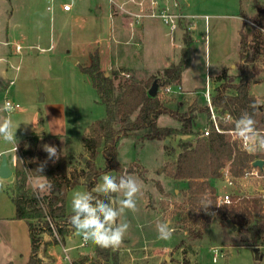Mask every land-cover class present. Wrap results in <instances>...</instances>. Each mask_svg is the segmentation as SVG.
I'll use <instances>...</instances> for the list:
<instances>
[{"label":"rangeland","instance_id":"obj_1","mask_svg":"<svg viewBox=\"0 0 264 264\" xmlns=\"http://www.w3.org/2000/svg\"><path fill=\"white\" fill-rule=\"evenodd\" d=\"M64 2L71 0H56L54 10L49 12L44 0H0V106L6 100L19 106L11 113L14 128L19 126L17 142L34 131L31 124L38 108L41 110L46 105H55L56 109L61 107L68 138L60 144L75 167H81L86 158L82 135L92 123L106 116L105 107L89 78L80 72L81 66L89 64L91 54L98 52L101 68L107 72L118 63L136 71L135 78L146 79L152 75H149L151 71L178 63L188 32L191 43L180 91L178 86L173 88L174 93L164 94L160 88L157 91L167 108L182 113L194 102L205 105L207 80L212 90L215 77L223 70L229 75H237L239 30L243 22L239 18V9L243 8L241 13L248 19L244 22V32L249 37L256 29L253 21L257 9L264 7V0H73L72 11L63 13L59 5ZM111 6L118 12L122 26V30L115 33L114 19L109 17ZM134 7L137 11L141 8L142 12L137 18L131 17L134 25L130 27L123 14L124 10ZM97 10L100 12L96 13ZM172 24H175L174 29ZM11 81L12 85H9ZM249 87L250 93L261 103L264 69L250 80ZM41 96L45 97V102L40 101ZM6 115L0 113V117ZM196 120L194 131L204 127L206 117L197 113ZM157 125L178 128L179 123L161 115ZM132 138L119 140V161L124 169L132 164L133 173L129 175L143 181L144 189L137 197L138 211H126L120 217L119 222L130 225L124 242L116 249L120 264H153L150 254L157 245H162L164 251L155 264H181L183 259L191 264H264V247L259 248L256 260L254 248L245 245L248 230L219 221L216 212L209 211L196 226L195 230L202 232L201 239L188 235L186 228L191 224L186 219L185 184L172 181L166 174V166L174 163L179 151L178 136L170 137L167 145L163 141L139 142ZM66 143L69 148L65 152L63 146ZM13 146L0 139V154L5 156L12 173L13 153L9 150ZM96 164L105 167L102 154L97 157ZM105 174L121 176L115 172ZM102 176L96 187L102 183ZM12 184L13 176L0 179V194L8 196ZM212 184L217 195H234L236 192L222 179L214 180ZM36 185V181H28V187L40 197L47 194L38 193ZM236 186L237 189L241 187L245 195L256 194L255 180L244 181L242 185L237 181ZM77 191H86V188L81 184L68 192L66 209L70 213L71 200ZM117 200V196L112 200L114 207H118ZM161 222H168L174 229L171 239L158 238L157 225ZM47 236L51 245L45 251L44 264H67L60 245L52 236ZM59 238L69 250L71 260L93 258L94 244L87 242L82 247V237L73 229L69 228L66 235H59ZM213 250L218 251L216 262L212 261ZM40 256H43V247Z\"/></svg>","mask_w":264,"mask_h":264},{"label":"trees","instance_id":"obj_2","mask_svg":"<svg viewBox=\"0 0 264 264\" xmlns=\"http://www.w3.org/2000/svg\"><path fill=\"white\" fill-rule=\"evenodd\" d=\"M253 24L256 29L249 37L244 32L245 23L239 30L237 75H229L227 70H223L215 77L211 90L210 98L214 108L221 114H231L234 119V122L223 126L224 129H233L235 121L247 111L257 121V127L264 130V98L260 103L258 98L250 93L249 87L250 80L264 69V62H261L264 57V7L257 9ZM190 42L186 33L185 47L181 50L178 63L146 79H137L130 70L124 68L112 70L106 76L101 70L98 52L90 55L89 64L81 66L80 72L89 78L100 103L105 107L106 116L92 123L81 137L86 154L81 167L72 166L68 155L62 153L60 136L42 137L33 133L18 144L20 157L16 160L14 180L8 196L15 207V219L24 221L28 227L30 256L27 264H40L38 251L43 235L51 236L45 220L46 215L55 223L60 236L64 237L69 228L75 231L69 223V217L73 213L66 209L69 191L82 184L86 191H93L94 195L104 199L94 192L99 177L107 172L120 175L133 173L132 164L124 169L119 161L118 142L128 137H137L139 142L163 141L164 145H167L165 142L170 137H179V151L174 163L166 166V174L172 181L185 184L183 196L188 209L186 219L191 224L186 230L191 238H202V232L195 230L196 226L209 211H216L219 221L248 230L245 245L254 249L264 246L261 198L256 194L232 196L230 204H218L216 188L212 184L214 180L221 179V171L227 165L233 177L241 176L250 168L255 156L242 151L238 143L230 141L225 134L211 131L208 136L202 137L201 130H193L196 123L195 113L208 115L206 105L199 106L194 102L181 113L178 109L167 108L158 92L155 97L148 95L154 81H157L158 89L162 90L180 85L182 72L188 64ZM253 105H256V108H253ZM38 112L41 115L40 111ZM161 115H167L179 122L180 127H159L157 120ZM38 124L43 125L40 116ZM190 137L194 139L191 140ZM47 140L52 141L50 146L57 148L58 158H48L44 150V146L48 145ZM64 148L66 152L69 144L66 143ZM166 148L168 147L165 146ZM100 154L105 159L104 168L96 164ZM41 166L43 176L36 171ZM29 177L43 178L45 183H51V191L40 197L28 187ZM40 203L44 205L45 211ZM93 254L91 259L79 257L74 264H120L116 250L102 249L94 245ZM181 264L191 263L183 259Z\"/></svg>","mask_w":264,"mask_h":264},{"label":"clouds","instance_id":"obj_3","mask_svg":"<svg viewBox=\"0 0 264 264\" xmlns=\"http://www.w3.org/2000/svg\"><path fill=\"white\" fill-rule=\"evenodd\" d=\"M252 107L256 108V105ZM13 111L14 107L8 101L0 106V113L8 114L0 117V139L17 145L16 132L19 126L15 128L13 126L11 119ZM228 119L230 120L231 117ZM233 134L247 153L254 155L264 153V130L257 127V121L247 111L235 121ZM44 150L49 159L59 156L55 146L45 145ZM36 171L42 175L43 167L41 166ZM35 188L38 193H45L51 191L52 184L39 183ZM143 189V181L134 175L125 174L117 178L105 174L102 176V183L94 189V192L102 194L104 199L94 195L93 191L75 192L71 200L73 214L69 217V223L85 243L91 242L102 249L116 250L124 242L130 228L129 223L119 222L120 217L126 211L132 213L138 211L137 197L142 194ZM114 195L118 197V207L113 206ZM173 232L174 229L168 222H161L157 225L159 239L169 240ZM68 251L65 249L66 253Z\"/></svg>","mask_w":264,"mask_h":264},{"label":"crops","instance_id":"obj_4","mask_svg":"<svg viewBox=\"0 0 264 264\" xmlns=\"http://www.w3.org/2000/svg\"><path fill=\"white\" fill-rule=\"evenodd\" d=\"M139 4H141V3H139ZM73 7H74V5H73ZM119 8H121V6H119ZM242 9L243 8L240 7V9H239L240 12H242ZM137 10H138L137 7H134V8L128 9V10H124L125 11L123 14L124 21L126 22V24L128 23V25L130 27H132L134 25L131 17L137 18V16L139 17V13L142 12L141 8L139 9V11H137ZM99 12H100V10L96 11V13H99ZM109 12H110L109 17L114 19L113 23H112V28L114 30V33L117 32L118 30H122V26L120 24L118 12L115 11L113 6H111L109 8ZM239 18L241 20H243L242 24L244 22L248 21L247 17L243 13L239 14ZM242 24H241V26H242ZM130 35L132 37V34H130ZM190 40H191V38H190ZM189 48H190V46H189ZM116 64H117V67L109 68V72L105 71L102 68H101V70L104 71L108 76L112 70L124 68V67H122V65H120L118 63H116ZM100 66H101V59H100ZM168 67H170V66H168ZM168 67H164L163 69L168 68ZM163 69L157 70V71H162ZM128 70H130L132 72V74L136 76V74H137L136 71H134L133 69H128ZM157 71H155V70L151 71V73H149V75H151V74L153 75V72L155 73ZM183 72H182V76H183ZM182 76H181V83L179 86H181L183 83L182 82ZM9 85H10V83H9ZM158 91H159V89H158ZM204 100H205V98H204ZM40 101L45 102V97L41 96ZM60 109H61V107H60ZM60 109H58V108L56 109L55 105H51V106L46 105L41 110L38 108V111H40L41 115H39V112L37 111V115L35 116L32 124H31V128H34V131L32 133H30L29 135L21 138V140L19 142H17V145L14 144V146H17V148H18L19 147L18 144L24 138L30 137L33 133L40 134L42 137H44V136L45 137L60 136L61 138L59 140V144H60L61 140L66 141L68 138L67 127L65 126V121L62 118L63 111H62V109L61 110ZM197 113H195V114H197ZM201 114L205 115V117H206V121H205V125H204V127H205L207 124V121H208V115L206 113H198V115H201ZM39 116L42 117V122H43L42 126H39V124H38ZM195 121H197V120H195ZM179 127H180V124L178 125V128ZM204 127H202V128H204ZM178 128H173V129H178ZM202 128H200L199 130H201ZM136 138L137 137H133L132 139H136ZM50 142H52V141H50ZM167 143H168V141L165 142V144H167ZM60 146H61V144H60ZM13 147H12V149H13ZM9 152L13 153V155H12V168H13V172H14V167L16 164V160L18 159V157H17L18 155L15 152H13L12 150H9ZM62 153L64 154V149L62 150ZM7 166H8V164H7ZM11 176H13V173ZM13 180H14V177H13ZM31 180H32V182H33V180H34V182L36 181L37 184L45 183L43 178L29 177L28 181L31 182ZM242 184H243V182H241V185ZM5 188H6V186H5ZM239 190L241 192H244L241 187L239 188ZM48 239H49V237L47 236V234H44L40 248H39V251H38V257H39L40 261L42 260V264H44V262H46V259H47L45 257V251L48 248V246L51 245L48 242L49 241ZM25 243H27V245H28L27 248H25ZM42 247H43V256H40ZM154 248L155 249H153L151 254H150L151 255L150 259L153 262V264H155L154 261H156V259L160 255V253H162L164 251V247H162V245H160V246L157 245ZM93 250H94V248H93ZM78 255H82V254H78ZM92 255H93V252H92ZM29 256H30V239H29V232H28L27 224L24 221L15 219V207H14L13 203L11 202L10 197L5 195V194H0V264H27V262L29 260ZM75 257L73 259H75Z\"/></svg>","mask_w":264,"mask_h":264},{"label":"built area","instance_id":"obj_5","mask_svg":"<svg viewBox=\"0 0 264 264\" xmlns=\"http://www.w3.org/2000/svg\"><path fill=\"white\" fill-rule=\"evenodd\" d=\"M44 1L47 4V10L49 12H52L54 10V6L56 5V0H44ZM59 6H60V9L63 13H70L72 11V8H73V0H71V2H64ZM164 19H165V22H167V18H164ZM172 28L173 29L175 28V24H172ZM16 50H19V47H16ZM10 85H12V82H10ZM173 88L174 87H167V88L163 89V93L164 94L174 93ZM178 91H180L179 86H178ZM210 94H211V89H210V87H208V80H207V87L204 91V98H205V105H206L207 110H208V124L204 128L201 129V135L200 136L206 137L210 134L211 131H213L217 134H225L229 138L230 141H236L238 143L239 148L242 151H245L241 146V142L234 136L233 129H224V127H223L225 125H228V124L234 122L233 117L229 113H223V114L219 113L211 103ZM6 101H8V100H6ZM8 102H10V101H8ZM10 103L13 105L14 111L19 109V106L17 104H14L12 102H10ZM229 117H231L230 120L228 119ZM12 151L18 155L17 156L18 158L20 157L19 150H18L17 146H14ZM254 156H255V159L251 163L250 168L248 170H245L242 173V175L237 177V178L233 177L230 174V170H229L228 165L221 171V179L228 186L234 188L236 192L234 193V195L233 194H227V193H224L222 195H217L218 204H230L232 196L240 197V196L245 195V194H243V192H241L239 190V188L237 189V186H236L237 181L241 184V182H244V181L246 182L248 180H255L256 181V186H255L256 195H258V197L261 198V200L263 202V215H264V153H261L259 155H254ZM1 158H2V155L0 154V161H1ZM256 161L263 162V165L261 166V168L253 165L254 162H256ZM40 206L45 211V209H44L45 207L42 203H40ZM215 212L216 211H213V213H215ZM45 220H46L48 227L50 229L51 236L55 239L56 243L59 244L61 247L64 261H66L67 264H74V261L70 259L68 252L67 253L65 252V249H67V248H65V246L61 244V241L59 238V233L57 230V226L47 215L45 217ZM86 244L87 243H85L83 240L81 241L82 247L85 246ZM217 256H218V251L213 250V259H212L213 262H216Z\"/></svg>","mask_w":264,"mask_h":264},{"label":"water","instance_id":"obj_6","mask_svg":"<svg viewBox=\"0 0 264 264\" xmlns=\"http://www.w3.org/2000/svg\"><path fill=\"white\" fill-rule=\"evenodd\" d=\"M107 76V74H106ZM158 91V85H157V81H154L150 87V89L148 90V95L150 97H155ZM260 107V106H259ZM84 160V159H83ZM254 166H257L259 168H261V166L263 165V162L261 161H256L253 164ZM12 175L11 170L8 168L7 166V161L5 156L3 155L0 161V178L2 180H7L8 178H10ZM5 187V186H4ZM254 253H255V259L258 260V253H259V249L255 248L254 249Z\"/></svg>","mask_w":264,"mask_h":264}]
</instances>
